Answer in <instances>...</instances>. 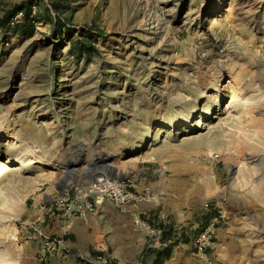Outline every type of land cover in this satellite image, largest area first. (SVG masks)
<instances>
[{
    "label": "rangeland",
    "instance_id": "obj_1",
    "mask_svg": "<svg viewBox=\"0 0 264 264\" xmlns=\"http://www.w3.org/2000/svg\"><path fill=\"white\" fill-rule=\"evenodd\" d=\"M1 159L0 264H45L29 223L100 176L200 199L191 264H264V0H0Z\"/></svg>",
    "mask_w": 264,
    "mask_h": 264
},
{
    "label": "crops",
    "instance_id": "obj_2",
    "mask_svg": "<svg viewBox=\"0 0 264 264\" xmlns=\"http://www.w3.org/2000/svg\"><path fill=\"white\" fill-rule=\"evenodd\" d=\"M150 185L148 188L155 195L165 192L159 202L117 205L107 200L85 214L76 211L64 216L48 210L44 215L40 213L45 231L63 237L68 246L65 254H50L41 259L45 264H88L87 259L92 261L104 253L110 258L108 264H191L192 256L185 254V247L200 225L197 215L201 200L198 206L191 204L190 192L175 182ZM142 215L151 226L159 224L170 231V236L164 240L149 238ZM166 246L170 248V255L159 256L158 251ZM25 247L31 257L40 251L36 241L25 243ZM197 260L201 263V259Z\"/></svg>",
    "mask_w": 264,
    "mask_h": 264
},
{
    "label": "built area",
    "instance_id": "obj_3",
    "mask_svg": "<svg viewBox=\"0 0 264 264\" xmlns=\"http://www.w3.org/2000/svg\"><path fill=\"white\" fill-rule=\"evenodd\" d=\"M219 155L220 154L216 153L215 157H219ZM127 186L128 184L125 180L111 179L104 176L94 177L85 185V196L81 194L80 197H76V200H79V205H72L71 210L77 208L76 211L85 214L89 210L94 209L97 205L102 204L106 198H110L112 200L118 199L117 203L119 205L131 202L133 199H137V196L130 192L127 189ZM90 197H92V200ZM56 200L60 204L64 203L65 198L60 196ZM41 220L42 218L39 217L38 220L30 222L29 229L34 230V237L40 238L43 255L65 254L68 251L66 240L63 237L48 234L41 225ZM139 221H141V219H139ZM149 227L151 228V231L159 237V239L162 237L163 228ZM212 242L213 240L210 228L201 233L196 239V244L200 250H203L212 244ZM109 260V256L104 253L97 255L92 261L87 259V261H89L88 264H108Z\"/></svg>",
    "mask_w": 264,
    "mask_h": 264
},
{
    "label": "bare ground",
    "instance_id": "obj_4",
    "mask_svg": "<svg viewBox=\"0 0 264 264\" xmlns=\"http://www.w3.org/2000/svg\"><path fill=\"white\" fill-rule=\"evenodd\" d=\"M97 161H100L101 164L105 166V168H108L113 171L117 170V165L111 154L105 155L103 156V158H100V159L98 158ZM66 165H67L66 170L69 174H72L76 170V167H73L70 169V166H69L70 164H66ZM22 166H23L22 163H13L9 160L1 159L0 160V175L15 172L21 169Z\"/></svg>",
    "mask_w": 264,
    "mask_h": 264
},
{
    "label": "trees",
    "instance_id": "obj_5",
    "mask_svg": "<svg viewBox=\"0 0 264 264\" xmlns=\"http://www.w3.org/2000/svg\"><path fill=\"white\" fill-rule=\"evenodd\" d=\"M20 26H21V24H19ZM34 24L33 23H30V26H33ZM73 45H75V44H73ZM85 50V48H82V51H84ZM163 228V234H162V237H161V239L162 240H164V239H167L169 236H170V231H167V229H165L164 227H162ZM170 248L168 247V246H166L164 249H160L159 251H158V255L160 256V255H162V254H165V255H170Z\"/></svg>",
    "mask_w": 264,
    "mask_h": 264
}]
</instances>
